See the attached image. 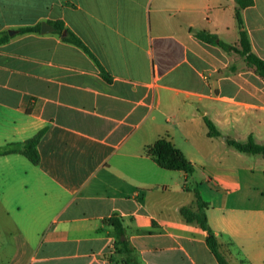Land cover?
Here are the masks:
<instances>
[{"label":"crops","instance_id":"obj_1","mask_svg":"<svg viewBox=\"0 0 264 264\" xmlns=\"http://www.w3.org/2000/svg\"><path fill=\"white\" fill-rule=\"evenodd\" d=\"M237 7L236 0H0V38L9 37L0 43V147L45 131L38 166L22 155L0 157V232L15 236L8 257L0 249V264H219L207 233L181 215L195 209V190L229 264H264V158L227 143L253 137L264 145V80L239 54L196 37L207 32L239 47ZM242 16L264 60V0ZM56 23L95 60L65 43ZM43 24L54 30L42 33ZM37 26L39 33H19ZM204 118L220 137L208 136ZM164 137L193 175L146 155ZM115 214L130 263L105 223Z\"/></svg>","mask_w":264,"mask_h":264},{"label":"trees","instance_id":"obj_2","mask_svg":"<svg viewBox=\"0 0 264 264\" xmlns=\"http://www.w3.org/2000/svg\"><path fill=\"white\" fill-rule=\"evenodd\" d=\"M238 7L235 10V19L239 30V47L228 45L222 41H219L217 36L211 35L207 32H198L196 37L213 46H218L225 52L237 53L244 59L246 65L252 68L255 73L264 80V60L257 56L251 47L249 36L245 30L242 11L254 4V0H236ZM55 26L58 32L63 35V41L75 47L84 50L94 60V56L90 53L88 48L82 43V41L70 30L64 28L61 24L56 23ZM40 27L24 28L20 30L21 34L39 33ZM9 40L8 36L1 37L0 43H5ZM102 76L108 81H111L109 76L102 70ZM206 126L208 128L209 137H220V132L216 129L214 124L208 119L204 118ZM45 131H40L33 138L22 143H10L3 147H0V157L9 155H22L27 158L33 165L38 166L41 162L38 145L43 137ZM227 143L230 147L234 148L240 153L249 155H260L264 158V145L255 142L253 137H250L246 142H238L235 140L227 139ZM146 155L152 159L160 168L166 171L183 172L188 176H191L195 172V167L188 161L184 154L177 149L168 137H164L156 141L152 146L146 149ZM195 196V209L191 207H183L181 209V215L188 224H195L199 226L203 231L207 233L206 243L216 257L219 264H229L226 254L223 252V245L211 229L206 210L209 204L204 202L201 198L199 191H194ZM107 225L113 228L117 235L116 246H122V253L127 255L126 263H130L132 251L129 247V243L123 240L125 237V230L123 225V219L115 214L111 218L105 221Z\"/></svg>","mask_w":264,"mask_h":264},{"label":"rangeland","instance_id":"obj_3","mask_svg":"<svg viewBox=\"0 0 264 264\" xmlns=\"http://www.w3.org/2000/svg\"><path fill=\"white\" fill-rule=\"evenodd\" d=\"M245 156L247 158H251L249 155H245ZM14 237H15L14 235L10 236L9 234H5L4 231L0 232V249L2 248L4 249V253H3L4 258L8 257V255L12 253V251L10 250V247H11V244H13L12 240L14 239ZM7 246H10V247H7Z\"/></svg>","mask_w":264,"mask_h":264},{"label":"water","instance_id":"obj_4","mask_svg":"<svg viewBox=\"0 0 264 264\" xmlns=\"http://www.w3.org/2000/svg\"><path fill=\"white\" fill-rule=\"evenodd\" d=\"M50 28L52 30H54L51 26L47 25V24H43L42 25V33H47V29ZM124 240V238H123Z\"/></svg>","mask_w":264,"mask_h":264}]
</instances>
